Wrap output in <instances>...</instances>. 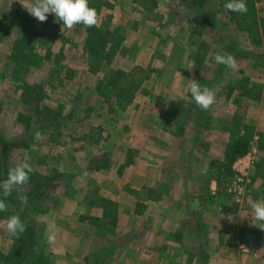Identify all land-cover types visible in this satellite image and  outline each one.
<instances>
[{
    "label": "rangeland",
    "instance_id": "374dc122",
    "mask_svg": "<svg viewBox=\"0 0 264 264\" xmlns=\"http://www.w3.org/2000/svg\"><path fill=\"white\" fill-rule=\"evenodd\" d=\"M94 1L103 3L98 17L111 14L108 27L122 37L99 73L87 69L85 26L67 29L53 14L42 23L23 7L29 0H0V30L7 29L0 39V182L30 157L28 204L21 208L13 192L6 212L36 230L24 245L6 231L9 216L0 218V253L11 256L0 264H205L198 254L166 255V192L188 195L187 177L184 187L181 176L166 173L168 160L176 170H207L216 185L209 197L227 207L231 221L222 234L233 222L239 228L238 241L214 264H264L256 243L264 229L251 219L252 203L264 198V45L234 28L218 0ZM256 10L264 15V0ZM22 37L33 64L12 58ZM217 53L233 55L237 68L217 64ZM109 69L126 73L119 99L111 96L117 87L108 100L95 90ZM191 79L215 91L208 110L191 97ZM244 88L259 90L260 99ZM36 105L55 112L57 124L43 127ZM246 153L253 158L240 177L235 163Z\"/></svg>",
    "mask_w": 264,
    "mask_h": 264
},
{
    "label": "crops",
    "instance_id": "0c3cea01",
    "mask_svg": "<svg viewBox=\"0 0 264 264\" xmlns=\"http://www.w3.org/2000/svg\"><path fill=\"white\" fill-rule=\"evenodd\" d=\"M169 157L174 158L175 154H170ZM173 163L174 161H167L168 170H166V173H177L179 179L181 176L183 180L187 177L186 192H188V195L175 199L172 195L168 197L166 192V255L185 253L188 256V253H192L188 256L192 258V256L198 254L201 255L199 258L205 259V264H214L221 251L222 254H225L224 252L228 254L232 243L238 241L239 228L237 226L235 229L233 222L229 227V234L226 231V234H222V229L229 225L231 221L223 216V212L227 210V207H223L221 202L217 201V197H209L212 196V189L216 185L211 178L209 179L207 170H202L203 172H198L199 170H195V172L176 170L173 168ZM186 182L184 187L187 185ZM172 185L170 178H166V189ZM194 214L196 216L193 218ZM115 223L117 224V221H114V225ZM145 233L146 231L142 232V234ZM188 238L198 240V244L194 241L192 246L191 244L190 246L186 245L183 240ZM126 240L134 242L137 238L134 236L130 239L126 238ZM256 243L264 251V241L258 238ZM151 252L153 253V251Z\"/></svg>",
    "mask_w": 264,
    "mask_h": 264
},
{
    "label": "trees",
    "instance_id": "16d2710c",
    "mask_svg": "<svg viewBox=\"0 0 264 264\" xmlns=\"http://www.w3.org/2000/svg\"><path fill=\"white\" fill-rule=\"evenodd\" d=\"M259 0H245V3L247 5V12L246 13H238V12H231L227 10L224 5L227 2V0H218L219 5L224 7L226 9V12L229 16V19L233 25L234 28L239 29L241 31H244L250 42L254 45H264V15L259 16L257 14L256 10V2ZM108 6V2H106ZM103 3L100 1H94L89 0V6L96 9L97 13L100 12L101 7ZM18 16H21L18 14ZM111 20V14H107L106 17L102 20V23L99 27L93 26V27H85L86 37L83 45L84 51L88 55V71L90 73H99L102 67L105 64L111 63L112 58L114 57L115 53L117 52V49L120 45L121 36L117 34L116 30H110L109 22ZM7 29L3 27L2 30H0V39L5 35V32ZM24 41V38L22 37L19 41L17 40L13 44V50L14 54L12 53V58L16 63L21 64H33L35 63V59L30 56L27 52H25L24 48L22 49V43ZM126 76V73L121 69H109L108 72L98 79L95 90L103 97L105 100H108L110 93L117 87L115 92L111 96H116V99H119L124 91L123 86H119V82H121V79ZM36 89L35 91V97L37 99V102L41 99V87L36 84L33 87ZM38 88V89H37ZM243 95L247 96L249 99L253 100H259L260 99V92L257 90L254 94L251 92L250 89H245L242 92ZM37 109L34 108L35 114L38 117V121L43 122V127H46V125L55 126L57 122L55 120L57 119V114L55 112H52L49 109H41L38 105H36ZM264 149V144H263ZM245 152L244 148L238 149V152L235 155L243 154ZM232 155L231 160L235 159L236 156ZM99 167V166H98ZM105 205V204H104ZM106 211V210H105ZM105 211L103 212L104 215H106ZM10 214L8 212H0V218L7 217ZM81 219H87L86 217L80 216ZM92 220L90 217L88 218ZM95 222V221H94ZM26 223V230L20 234L22 235V238L16 239L17 242L22 243L24 245H28L27 243H30L32 239L35 238V227L34 224L31 223L28 219L25 220ZM105 220V224H106ZM108 223H110L112 226L114 225V219L108 220ZM29 256V252H25L21 259L27 258ZM10 258L11 256L3 255L0 253V259L2 258Z\"/></svg>",
    "mask_w": 264,
    "mask_h": 264
},
{
    "label": "clouds",
    "instance_id": "9594fccd",
    "mask_svg": "<svg viewBox=\"0 0 264 264\" xmlns=\"http://www.w3.org/2000/svg\"><path fill=\"white\" fill-rule=\"evenodd\" d=\"M23 7L32 17L42 23L47 21V14H53L55 19L62 22L67 29H73L76 25L99 27L102 23L96 9L89 6V0H29ZM224 7L231 12L238 13H246L248 10L245 0H227ZM213 59L217 64L228 68L235 69L238 66L236 58L231 54L217 53ZM188 91L196 105L203 110H208L215 103V91L202 86L196 79H191ZM34 135L38 140L42 137L39 130ZM32 172L30 157H26L8 171L7 178L0 182V212L7 211L6 199L13 192L16 193V199L20 202L21 208L28 204L29 198L24 194L23 186L29 182ZM251 208L253 212L251 219L257 222L254 224L264 229V198L253 202ZM5 228L11 236L19 238V235L26 230V223L21 220L20 216L13 214L8 217ZM49 239H54V234H50Z\"/></svg>",
    "mask_w": 264,
    "mask_h": 264
},
{
    "label": "built area",
    "instance_id": "2783aa9c",
    "mask_svg": "<svg viewBox=\"0 0 264 264\" xmlns=\"http://www.w3.org/2000/svg\"><path fill=\"white\" fill-rule=\"evenodd\" d=\"M253 156L250 155V153H246L242 155L241 157L237 158V161L235 164H237L239 170H237L238 174L241 176L245 175L247 173V167H249V164L252 162ZM246 250V249H244Z\"/></svg>",
    "mask_w": 264,
    "mask_h": 264
}]
</instances>
